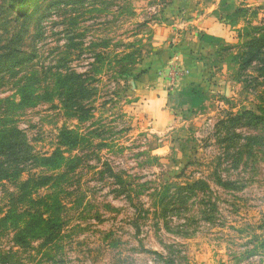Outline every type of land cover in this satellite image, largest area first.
<instances>
[{
    "label": "rangeland",
    "instance_id": "obj_1",
    "mask_svg": "<svg viewBox=\"0 0 264 264\" xmlns=\"http://www.w3.org/2000/svg\"><path fill=\"white\" fill-rule=\"evenodd\" d=\"M12 1L0 264H264V0Z\"/></svg>",
    "mask_w": 264,
    "mask_h": 264
},
{
    "label": "crops",
    "instance_id": "obj_2",
    "mask_svg": "<svg viewBox=\"0 0 264 264\" xmlns=\"http://www.w3.org/2000/svg\"><path fill=\"white\" fill-rule=\"evenodd\" d=\"M235 8L236 7H231V13H234ZM214 10L217 13L223 11V9L220 7V4H218V3L216 4V6H214ZM198 20L194 19L193 22L198 23ZM200 22L202 23V21H200ZM205 23L206 22L204 21V24ZM217 23L219 24L220 22L217 21ZM216 27L218 28L217 24H216ZM200 31L202 33L200 34L199 38H192V37L186 38L180 43V45L178 47H180V50H181V53L183 54V56H185L184 53H187L186 51L190 52V50L194 49V48H198L200 50H205L208 46H210L212 44V42H216L218 37L222 36V35H218L219 33L211 32V29L209 28V26H205V25L204 26L202 25ZM162 57H164V53L161 52V53H159V55H157L155 57V59H153V62H155V63L159 62V60H161ZM184 58H187V55ZM183 62L186 63V61H184V59H183ZM187 65H188V67H190L189 63H187ZM191 73H193V72H191L190 70H187L186 76L182 79H184L185 82L193 81L194 80V78H193L194 74H191ZM185 82H183V83H185ZM185 91L186 90H184L183 92H185ZM184 94H185L184 96L188 99L187 103H189L191 96L189 95V93L187 91ZM187 105L189 106L190 103L189 104H183V106H187Z\"/></svg>",
    "mask_w": 264,
    "mask_h": 264
},
{
    "label": "trees",
    "instance_id": "obj_3",
    "mask_svg": "<svg viewBox=\"0 0 264 264\" xmlns=\"http://www.w3.org/2000/svg\"><path fill=\"white\" fill-rule=\"evenodd\" d=\"M22 1L23 0L16 1V3L12 1V5L21 6L23 3ZM245 36L248 37L249 36L248 33H245ZM246 46L248 48H245V51L241 53V56H249L250 60L254 58H258L259 56H263L264 55V34L256 36V37H251V39H249L246 42ZM263 123H264V120H263ZM67 133L68 132H65L63 133V135ZM53 155L54 156L57 155V152L53 153Z\"/></svg>",
    "mask_w": 264,
    "mask_h": 264
}]
</instances>
